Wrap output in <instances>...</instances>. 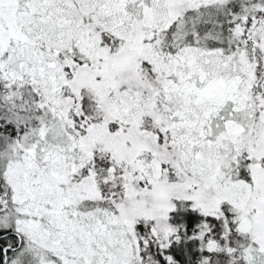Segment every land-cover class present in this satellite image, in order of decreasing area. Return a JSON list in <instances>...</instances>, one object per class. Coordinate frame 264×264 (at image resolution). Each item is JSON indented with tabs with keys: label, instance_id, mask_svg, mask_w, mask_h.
Segmentation results:
<instances>
[{
	"label": "snow or ice",
	"instance_id": "obj_1",
	"mask_svg": "<svg viewBox=\"0 0 264 264\" xmlns=\"http://www.w3.org/2000/svg\"><path fill=\"white\" fill-rule=\"evenodd\" d=\"M0 264H264V0H0Z\"/></svg>",
	"mask_w": 264,
	"mask_h": 264
}]
</instances>
